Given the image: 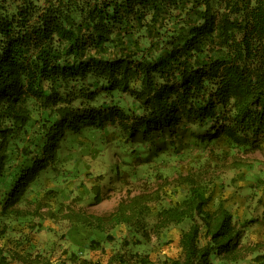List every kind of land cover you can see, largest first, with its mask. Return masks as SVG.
Returning a JSON list of instances; mask_svg holds the SVG:
<instances>
[{
	"label": "trees",
	"instance_id": "1",
	"mask_svg": "<svg viewBox=\"0 0 264 264\" xmlns=\"http://www.w3.org/2000/svg\"><path fill=\"white\" fill-rule=\"evenodd\" d=\"M113 92L134 98L140 112H126L104 98L97 106L89 104ZM29 102L49 110L52 118L43 122L40 156L7 182V139L30 119ZM105 122H116L125 141L140 146L153 145L155 137H181L179 131L188 129L200 143L224 139L237 152L259 149L264 142V0H0V179L9 188L0 216L42 215L38 202L33 208L18 206L29 184L54 164L67 132ZM197 125L207 127L195 133L191 128ZM30 152L25 150L24 157ZM243 163L230 161L233 167ZM206 167L192 165L172 178L174 187H187V195L158 207L148 229L149 204L162 198L166 179L127 191L108 213L66 208L61 217L103 233L105 241L113 240L117 226L149 239L187 220L178 238L179 255L160 264H264V240L242 243V228L228 208L221 202L207 208L211 173ZM100 199L95 193V202ZM131 242L139 244L140 238ZM99 245V239L90 238L86 251ZM65 260L153 264L147 254L131 249L112 251L105 262L74 252ZM0 264L54 263L41 252L0 245Z\"/></svg>",
	"mask_w": 264,
	"mask_h": 264
},
{
	"label": "rangeland",
	"instance_id": "2",
	"mask_svg": "<svg viewBox=\"0 0 264 264\" xmlns=\"http://www.w3.org/2000/svg\"><path fill=\"white\" fill-rule=\"evenodd\" d=\"M102 98L126 112H140L137 101L125 93L113 92L105 97L101 94L89 104L97 106ZM34 105L29 102L30 119L21 131L8 136L4 177L7 182L12 181L11 176L29 164L33 156H40L43 122L52 115L49 110ZM206 127L197 125L191 129L202 133ZM188 131L181 129V137H155L153 145L145 143L142 146L126 142L125 133L116 122H105L102 127H84L78 133L67 132L57 149L54 164L40 172L18 203L21 208H33L38 202L42 205V215L0 216V245L41 252L54 264H68L61 260L71 252L105 262L108 255L118 249L138 250L147 254L153 264H160L164 257L179 255V234L189 221L170 226L160 236L149 239L141 238L133 229L121 225L113 229V240L105 241L103 233L63 219L60 211L71 208L105 214L127 191L136 193L142 187H153L166 179L162 198L149 204L148 229L158 207L173 204L187 195V187H174L172 178L192 165L210 168L211 198L207 208L214 209L219 202L228 208L242 228V243L264 240V142H260L259 149L241 153L224 139L200 143L194 136H188ZM25 150L31 151L27 157L23 154ZM224 153L226 157H223ZM234 158L244 163L233 167L230 161ZM4 180L0 179V201L9 189L4 187ZM95 193L101 198L98 203L94 200ZM47 210L53 211L54 217ZM133 237L140 238V243H132ZM90 238L99 239L101 245L86 251Z\"/></svg>",
	"mask_w": 264,
	"mask_h": 264
}]
</instances>
